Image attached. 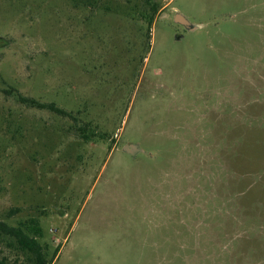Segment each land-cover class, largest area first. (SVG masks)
I'll list each match as a JSON object with an SVG mask.
<instances>
[{"label":"rangeland","instance_id":"374dc122","mask_svg":"<svg viewBox=\"0 0 264 264\" xmlns=\"http://www.w3.org/2000/svg\"><path fill=\"white\" fill-rule=\"evenodd\" d=\"M30 219L53 264H264V0H0V222Z\"/></svg>","mask_w":264,"mask_h":264},{"label":"trees","instance_id":"16d2710c","mask_svg":"<svg viewBox=\"0 0 264 264\" xmlns=\"http://www.w3.org/2000/svg\"><path fill=\"white\" fill-rule=\"evenodd\" d=\"M158 14L157 7L151 5L150 8L145 11H141L143 23L147 29L148 37L150 38L151 28L155 22V17ZM23 103L29 104L33 107H37L41 110H49L61 117L72 118V114L66 112L63 109L58 108L55 104H41L35 100L19 97ZM78 131L81 134V138L84 141H89L96 136V133H89V126L79 127ZM6 236L11 240H14L9 245L10 248H14L18 253V256H24V264H53L58 252H56L54 258L49 263L47 259V245L40 243V239L43 238V232L40 227V223L36 219H30L24 223H20L17 227L9 226L6 223L0 222V238ZM6 259L3 258L0 264H4Z\"/></svg>","mask_w":264,"mask_h":264},{"label":"water","instance_id":"95a60500","mask_svg":"<svg viewBox=\"0 0 264 264\" xmlns=\"http://www.w3.org/2000/svg\"><path fill=\"white\" fill-rule=\"evenodd\" d=\"M175 22L183 27H185L189 31H195L198 29L197 26L190 23V21L182 14L177 13L175 16ZM125 152L136 156V154L140 153V149L138 146L128 145L124 149Z\"/></svg>","mask_w":264,"mask_h":264}]
</instances>
